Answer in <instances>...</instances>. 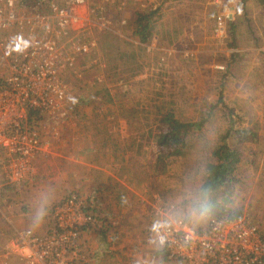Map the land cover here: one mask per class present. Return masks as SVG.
I'll use <instances>...</instances> for the list:
<instances>
[{
	"label": "rangeland",
	"instance_id": "1",
	"mask_svg": "<svg viewBox=\"0 0 264 264\" xmlns=\"http://www.w3.org/2000/svg\"><path fill=\"white\" fill-rule=\"evenodd\" d=\"M90 1L95 47L79 59L71 117L59 128L58 139L45 136L42 155H48L34 159L43 158L23 189L3 188L4 198L20 203L14 205L21 211L28 202L40 207L60 199L57 204L71 193L92 202L97 216L80 239L87 264H121L119 250L127 264H178L161 254L164 229L172 221L198 228L218 218L212 210L201 216L194 209L208 147L223 141L232 121L236 128L254 127L259 135L241 146L237 175L242 182L233 207L264 237V0H124V6L123 0ZM224 8L233 16L218 36L217 15ZM157 9L152 35L142 42L136 29L145 21H137V15ZM232 26L236 47L231 46ZM168 111L187 122L207 119L186 137L180 147L185 154L173 158L169 150L151 153L159 120ZM99 182L108 183L111 197L117 196L108 210L91 200ZM119 231L125 234L122 245L116 240ZM0 264L20 262L3 247Z\"/></svg>",
	"mask_w": 264,
	"mask_h": 264
},
{
	"label": "built area",
	"instance_id": "2",
	"mask_svg": "<svg viewBox=\"0 0 264 264\" xmlns=\"http://www.w3.org/2000/svg\"><path fill=\"white\" fill-rule=\"evenodd\" d=\"M94 8L90 0H44L40 9L0 0V181L23 185L47 146L45 136L58 139L71 117L79 59L95 47L88 23ZM227 9L217 15L218 36L233 16ZM87 206L71 193L48 207L46 232L20 229L4 247L20 264H87L80 239L95 222ZM168 224L164 248L178 264H264V237L244 216L198 228L184 220Z\"/></svg>",
	"mask_w": 264,
	"mask_h": 264
},
{
	"label": "trees",
	"instance_id": "3",
	"mask_svg": "<svg viewBox=\"0 0 264 264\" xmlns=\"http://www.w3.org/2000/svg\"><path fill=\"white\" fill-rule=\"evenodd\" d=\"M43 1L44 0H21L22 4L29 8H36ZM157 12L158 9L146 13H139L137 15V21L141 19H144L145 21L142 24H139L136 29L142 42H146L147 39L151 37L152 29L150 22ZM234 30L235 27L232 26L230 30L232 47L237 46L236 38H234ZM214 109L215 107H211L209 115L214 112ZM206 120L207 119L203 118L200 122H187L177 118L171 111L166 112V114L164 113L163 117L159 120L161 130L154 136V142H156V145L152 147L151 153L155 154V151L160 152L165 150V152H167V150H169L168 157L171 158L185 154L181 151L180 147L185 144L186 137L190 135L191 131L196 127L199 129L202 128ZM258 136L259 135L254 127L244 126L236 128L231 121L224 134L223 141H220V143L215 145H209L208 150L210 156L204 165V174L200 186V200L195 203L197 209L200 205H205L207 209L206 212L212 210L218 218H223L225 216L228 218H238L243 216V211L241 209L233 207L234 195L237 192L238 185L242 182V179L237 175V171L243 161V151L241 146L248 141L253 142L258 140ZM172 208L175 207L173 206ZM87 209L94 216H97V211L92 206V203L88 202ZM98 220L99 218H97V222ZM106 232L107 230H101L100 234L104 237ZM163 249L164 250H162L161 254H163L164 257H167V252L165 248Z\"/></svg>",
	"mask_w": 264,
	"mask_h": 264
},
{
	"label": "crops",
	"instance_id": "4",
	"mask_svg": "<svg viewBox=\"0 0 264 264\" xmlns=\"http://www.w3.org/2000/svg\"><path fill=\"white\" fill-rule=\"evenodd\" d=\"M139 1L141 2L142 0H139ZM124 4H125V2L123 0L122 6H124ZM121 9L123 10L126 8L121 7ZM47 155H48V153L45 152L41 156L44 157ZM42 159L43 158H41L39 161L36 160L35 163H39ZM74 167L77 168L78 166L75 165ZM101 171L102 170L99 169L97 172L101 173ZM35 181H36V179L34 180V182ZM2 182H5L4 179H1V181H0V236H4L5 239H0V249L3 248L11 240L10 239L11 237L13 238L14 236H16L17 231L20 229H23L26 227H33L38 232H46L48 230V228L50 227V224H51V222L49 221V219L47 217V208L50 207L51 204H56L53 202H57L58 200H60V199L54 200V201L51 200L48 203V205H47V202L44 201V202H42L44 205H42L40 207H37V205H33L36 203L38 204L39 202H36V201L32 202L33 204L28 202L25 205L26 207L23 208L21 211L20 207H18V208L15 207V205H20V203H18L16 201L14 202L10 196H7L6 198H4L5 195H3V191H4L3 188L9 189V188L15 187L17 190L18 189L21 190V189H23V187H22L23 185L18 186V185H14V184H8V185L4 186L2 184ZM34 182H33V180L29 181L27 183V186L31 187L32 184H34ZM37 183L39 184V181H37L36 184ZM93 187H95L94 189H92V191L94 193L92 196L91 195L90 196L92 198L91 200L93 201V199H94L96 202V203H94L95 207H102V208L106 207V209L108 210L110 203L112 204L113 199L117 202V196L114 195L112 198L111 195L109 194L111 188L109 187L108 183L104 184V183L99 182L97 185L95 184ZM97 191H98V196H97ZM105 191H106V195L104 196ZM122 195H123V193H122ZM103 197L106 198L105 203L102 200ZM107 202H109V204ZM123 214H125V213L123 212ZM130 217H131V215L129 213L128 219ZM17 218H22V220H17ZM124 218H125V216L123 215L122 221H124ZM109 221L111 223L113 221V219L110 218ZM122 224H123V222H122ZM111 226H112V223H111ZM113 229L118 231V228L116 226H114ZM108 231H112V230L109 229ZM107 235H109V234L107 233ZM107 235L104 236L106 242L107 241L111 242L112 236H111V238H108ZM124 238H125V234L120 233V231H119V236H117L116 240L120 243V245L123 244ZM134 246H136V245L134 244ZM162 250H163V248H162ZM119 253L121 254V256H117V257H119L118 260L122 261L121 264H127V261H125L126 257L124 255H122L121 250H119ZM115 261H117L116 257H115Z\"/></svg>",
	"mask_w": 264,
	"mask_h": 264
},
{
	"label": "clouds",
	"instance_id": "5",
	"mask_svg": "<svg viewBox=\"0 0 264 264\" xmlns=\"http://www.w3.org/2000/svg\"><path fill=\"white\" fill-rule=\"evenodd\" d=\"M206 210L207 209L205 205H200L198 209H194V211H198L201 216L205 214Z\"/></svg>",
	"mask_w": 264,
	"mask_h": 264
}]
</instances>
